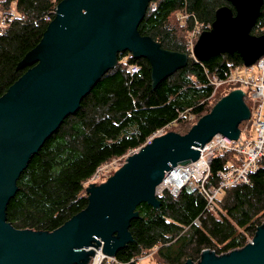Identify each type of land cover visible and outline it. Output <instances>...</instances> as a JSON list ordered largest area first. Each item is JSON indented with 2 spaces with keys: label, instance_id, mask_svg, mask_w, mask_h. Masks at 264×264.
I'll return each instance as SVG.
<instances>
[{
  "label": "trees",
  "instance_id": "16d2710c",
  "mask_svg": "<svg viewBox=\"0 0 264 264\" xmlns=\"http://www.w3.org/2000/svg\"><path fill=\"white\" fill-rule=\"evenodd\" d=\"M62 1L0 0L4 10L16 4L22 16L0 34V96L30 68L17 66L40 43ZM153 2L155 7L148 6L138 28L140 35L151 37L163 50L187 54L186 65L153 88L149 60L135 58L128 51L119 53L117 65L93 87L80 109L64 120L18 179V191L6 211L15 227L58 229L87 208V187L101 165L143 146L162 128L188 133L233 90L222 86L214 103L210 77L225 78L231 63H244L243 56L225 52L199 61L189 44L194 30L201 34L211 29L218 9L228 6L235 14L234 5L228 0ZM184 14L187 17L182 19ZM251 33L264 34V1ZM132 64L139 66L137 73L128 71ZM244 99L251 107L249 98ZM225 160L224 156L214 159L210 184L217 183V171ZM159 199V207L138 206L139 217L130 224L134 241L109 264H140V258L149 254L155 264H188L189 259L197 261L205 249L222 254L244 247L264 222V162L251 174L250 183L222 192L218 214L208 210L204 194L188 188L177 197L165 192Z\"/></svg>",
  "mask_w": 264,
  "mask_h": 264
},
{
  "label": "water",
  "instance_id": "95a60500",
  "mask_svg": "<svg viewBox=\"0 0 264 264\" xmlns=\"http://www.w3.org/2000/svg\"><path fill=\"white\" fill-rule=\"evenodd\" d=\"M153 0H64L40 43L18 64L30 68L0 96V264H88L102 247L117 252L134 241L131 221L138 206L159 207L157 193L168 181L166 172L179 163L195 161L204 145L221 133L235 140L240 124L250 117L241 89L232 90L201 117L186 134L176 131L155 137L106 181L87 187L89 204L54 231L22 229L8 222L6 211L18 191L17 181L31 158L75 114L83 99L131 52L147 58L154 87L185 66L188 55L163 50L139 26ZM217 10L211 29L203 31L193 56L203 61L219 53L239 52L244 64L264 56V34L252 35L264 0H228ZM188 264H264V222L244 247L218 255L205 249Z\"/></svg>",
  "mask_w": 264,
  "mask_h": 264
},
{
  "label": "built area",
  "instance_id": "2783aa9c",
  "mask_svg": "<svg viewBox=\"0 0 264 264\" xmlns=\"http://www.w3.org/2000/svg\"><path fill=\"white\" fill-rule=\"evenodd\" d=\"M155 5L153 1L150 3V6L155 7ZM20 17L22 18L16 4L6 10L0 4V34L4 33ZM186 17L187 14L181 16L182 19ZM45 19L49 20L50 18L46 16ZM198 36V30H194L189 44V49L192 52ZM139 69L137 64L128 66V71L131 74L137 73ZM210 82L214 86V94L225 85L233 88V90H243L251 103V107H249L250 117L240 127V135L237 139L233 140L218 133L204 145V149L199 147V150L203 151V153L197 160L179 163L170 171H167L164 179L168 183L165 188L160 187L161 190L157 193V196L160 197L165 192H169L174 197H177L184 188L199 191L208 200V210L213 214H218L217 199L222 192L240 183H250L251 174L257 171L264 162V56L258 58L252 65L231 63L225 78L212 76L210 77ZM167 132L166 128L156 131L144 145L151 143L155 137ZM141 147L130 151L123 157L114 158L112 161L101 165L90 179L89 185L91 183H102L104 178L120 168L126 158L138 152ZM219 156H224L226 160L217 171V183L210 184L212 164L214 159ZM251 241L252 238L249 242ZM90 249H93L95 254L91 257L88 264H109L117 261L116 257L104 254L102 247H90ZM99 256H101L102 260L97 263L96 259ZM150 256L151 254L146 257ZM143 258L145 257L140 258V261Z\"/></svg>",
  "mask_w": 264,
  "mask_h": 264
},
{
  "label": "rangeland",
  "instance_id": "374dc122",
  "mask_svg": "<svg viewBox=\"0 0 264 264\" xmlns=\"http://www.w3.org/2000/svg\"><path fill=\"white\" fill-rule=\"evenodd\" d=\"M199 36H200V34H199ZM199 36H198V38H199ZM198 38H196L195 45H196V43H197V41H198ZM193 53H194V52H193ZM245 89H246V88H245ZM219 91H220V89L216 91V97H215V99L213 100L214 103L217 102L216 98H217V95L219 94V93H218ZM241 126H242V125H241ZM169 129H170V131H175V130H176L174 127H170ZM116 170H117V169H116ZM116 170H114L109 176H111ZM109 176H108V177H109ZM108 177L104 178V179L102 180V182H104V180L106 181V179H107ZM88 186H89V185H88ZM140 264H155V261H154L152 258L147 257V258H143V259L141 260Z\"/></svg>",
  "mask_w": 264,
  "mask_h": 264
},
{
  "label": "bare ground",
  "instance_id": "6f19581e",
  "mask_svg": "<svg viewBox=\"0 0 264 264\" xmlns=\"http://www.w3.org/2000/svg\"><path fill=\"white\" fill-rule=\"evenodd\" d=\"M102 259H101V256H99L97 259H96V262H100Z\"/></svg>",
  "mask_w": 264,
  "mask_h": 264
}]
</instances>
